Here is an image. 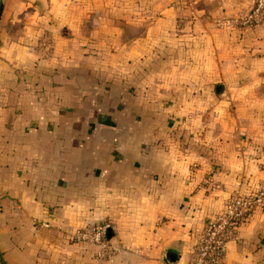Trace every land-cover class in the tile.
<instances>
[{"label":"crops","instance_id":"0c3cea01","mask_svg":"<svg viewBox=\"0 0 264 264\" xmlns=\"http://www.w3.org/2000/svg\"><path fill=\"white\" fill-rule=\"evenodd\" d=\"M251 7L0 0L1 264L194 259L229 196L264 185V19L226 20ZM98 221L105 257L72 237ZM224 260L264 264V199Z\"/></svg>","mask_w":264,"mask_h":264},{"label":"built area","instance_id":"2783aa9c","mask_svg":"<svg viewBox=\"0 0 264 264\" xmlns=\"http://www.w3.org/2000/svg\"><path fill=\"white\" fill-rule=\"evenodd\" d=\"M263 19L264 0H252V7L248 13L226 20L233 25L256 26ZM263 199L264 185L254 192L231 194L223 208L208 220L198 240L195 257L189 264H225L224 251L231 228L246 217L255 206L262 203ZM111 227L108 221L94 222L75 230L72 237L99 245L97 255L105 257L112 254L116 248L108 237Z\"/></svg>","mask_w":264,"mask_h":264},{"label":"water","instance_id":"95a60500","mask_svg":"<svg viewBox=\"0 0 264 264\" xmlns=\"http://www.w3.org/2000/svg\"><path fill=\"white\" fill-rule=\"evenodd\" d=\"M3 2V1H2ZM1 2V9H2V5H3V3Z\"/></svg>","mask_w":264,"mask_h":264},{"label":"rangeland","instance_id":"374dc122","mask_svg":"<svg viewBox=\"0 0 264 264\" xmlns=\"http://www.w3.org/2000/svg\"><path fill=\"white\" fill-rule=\"evenodd\" d=\"M180 21H182V19H179ZM1 264V263H0Z\"/></svg>","mask_w":264,"mask_h":264}]
</instances>
